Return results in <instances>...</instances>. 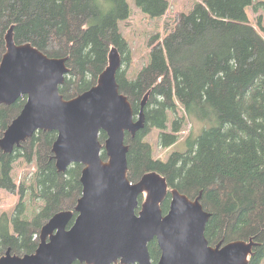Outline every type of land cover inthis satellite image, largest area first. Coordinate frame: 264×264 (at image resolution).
<instances>
[{
  "label": "trees",
  "instance_id": "1",
  "mask_svg": "<svg viewBox=\"0 0 264 264\" xmlns=\"http://www.w3.org/2000/svg\"><path fill=\"white\" fill-rule=\"evenodd\" d=\"M136 5L152 19L169 18V0H136ZM252 7L257 12L264 1L202 0L187 13H174L162 42L155 37L150 43L149 64L132 80L121 67L117 81L134 116L143 107L146 118L135 137L126 133L130 182L149 173L165 178L164 214L173 190L190 199L202 193L204 210L211 214L205 233L210 245L255 238L259 246L250 264H263L264 26L258 18L259 31L249 19ZM130 17L127 0H0V64L9 35L16 45L67 58L69 73L60 93L71 100L97 85L111 50L130 54L120 29ZM26 102L24 96L0 106V141ZM189 119L205 124L198 136L186 139L189 147L171 152L167 161L155 159L147 137L157 131L160 145L173 148ZM57 137L39 131L11 154L0 148V206L4 192L19 197L12 213L0 215V258L9 249L20 257L34 254L45 224L58 213L75 212L84 166L58 171ZM106 140L101 133L100 142ZM102 159L108 160L105 151ZM24 165H32L34 173L30 182L18 183L14 171ZM28 195L38 204H26ZM149 252L157 264L161 250L156 240Z\"/></svg>",
  "mask_w": 264,
  "mask_h": 264
},
{
  "label": "water",
  "instance_id": "2",
  "mask_svg": "<svg viewBox=\"0 0 264 264\" xmlns=\"http://www.w3.org/2000/svg\"><path fill=\"white\" fill-rule=\"evenodd\" d=\"M67 61L7 38L0 64V106L16 104L24 96L27 102L0 148L11 154L39 131L56 132L58 171L65 173L77 164L84 169L77 216L72 211L56 214L43 227L34 254L20 257L9 249L0 264H153L149 244L155 240L161 250L157 264H250L259 246L255 238L210 245L205 233L211 214L204 210L202 193L190 199L173 190L164 214L161 205L169 194L165 178L149 173L136 184L130 182L126 133L135 137L146 127V118L143 107L135 117L121 93L118 51L111 50L97 85L71 100L60 93L69 73Z\"/></svg>",
  "mask_w": 264,
  "mask_h": 264
},
{
  "label": "rangeland",
  "instance_id": "3",
  "mask_svg": "<svg viewBox=\"0 0 264 264\" xmlns=\"http://www.w3.org/2000/svg\"><path fill=\"white\" fill-rule=\"evenodd\" d=\"M131 9V17L128 21H124L120 24V29L123 37L127 41L130 54L128 56H122L119 53L122 71L126 72L127 78L132 80L138 74L139 71L150 62V51H151V41L155 37H159L162 42L167 28L171 26L172 17L176 12H186L191 9L194 3L201 2L202 0H169L170 2V13L169 18H158L152 19L146 16L136 5V0H127ZM259 1L264 0H255L256 5ZM256 7L249 8L247 14L251 22L258 28L256 25V20L262 18V23L264 26V7H259L257 12L255 11ZM177 14H175L176 16ZM264 36V33L261 32ZM126 60V61H125ZM205 124L198 123L192 119L188 120L187 126L184 128V132L181 134L180 142L177 146H174L170 149H165L160 145L159 133L153 131L146 139L153 147L154 158L162 161H167L174 151H185L189 146L185 143L186 139L191 136L193 133L194 137L198 136L201 130L204 128ZM105 145V144H104ZM103 151H105L103 149ZM34 173L33 166L24 165L23 167H17L14 171V176L16 181L20 183L25 178L30 182ZM145 196L141 198L143 202ZM19 202V197L17 195L9 194L4 192L2 195L1 206H0V215L3 212L12 213L16 207V204ZM26 204H38V202L32 201L30 195L25 198ZM40 203V202H39ZM264 264V262H263Z\"/></svg>",
  "mask_w": 264,
  "mask_h": 264
},
{
  "label": "bare ground",
  "instance_id": "4",
  "mask_svg": "<svg viewBox=\"0 0 264 264\" xmlns=\"http://www.w3.org/2000/svg\"><path fill=\"white\" fill-rule=\"evenodd\" d=\"M141 132V131H140ZM102 133H104V132H102ZM100 136H101V134H100ZM107 136V135H106ZM129 155V154H128Z\"/></svg>",
  "mask_w": 264,
  "mask_h": 264
}]
</instances>
